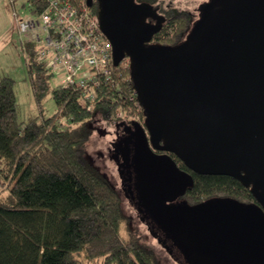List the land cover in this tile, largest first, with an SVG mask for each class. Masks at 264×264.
I'll use <instances>...</instances> for the list:
<instances>
[{
    "label": "water",
    "instance_id": "95a60500",
    "mask_svg": "<svg viewBox=\"0 0 264 264\" xmlns=\"http://www.w3.org/2000/svg\"><path fill=\"white\" fill-rule=\"evenodd\" d=\"M87 2L100 3L115 66L131 58L146 109L145 126L133 121L123 142L133 146V158L123 149L124 163L131 168L133 159L140 216L161 225L195 264H264V0L207 1L176 46L152 43L166 18L150 2ZM172 154L195 173L236 178L256 201L189 204L183 196L194 175Z\"/></svg>",
    "mask_w": 264,
    "mask_h": 264
},
{
    "label": "trees",
    "instance_id": "16d2710c",
    "mask_svg": "<svg viewBox=\"0 0 264 264\" xmlns=\"http://www.w3.org/2000/svg\"><path fill=\"white\" fill-rule=\"evenodd\" d=\"M49 0H27L38 15ZM77 3L82 0H75ZM156 6L160 0H142ZM160 10H161V6ZM98 14L100 3L91 7ZM160 43L180 45L193 24L191 11H169ZM167 30V31H166ZM36 99L52 94L57 110L20 121L15 80L0 77V184L10 194L0 197V264H162L157 252L131 227L120 190L86 155V143L98 116L117 122L123 111L131 126L146 109L138 95L132 99V67L119 65L115 80L101 78L91 90L80 84H54L56 74L38 59L34 43L24 44ZM105 134V131L101 130ZM103 155V154H101ZM120 162V154L113 149ZM194 185L183 198L192 205L212 198H232L253 203L256 198L239 180L228 175L193 172ZM137 202V200H134ZM152 233L182 264H195L155 220L144 218ZM85 255V258H82ZM86 259V260H85Z\"/></svg>",
    "mask_w": 264,
    "mask_h": 264
},
{
    "label": "rangeland",
    "instance_id": "374dc122",
    "mask_svg": "<svg viewBox=\"0 0 264 264\" xmlns=\"http://www.w3.org/2000/svg\"><path fill=\"white\" fill-rule=\"evenodd\" d=\"M207 1L209 0H160L159 2L163 3L162 6L168 10V12L170 10H186L194 13L193 24L186 34L188 35L194 23L201 18L205 9L204 5ZM26 2L27 0H16V7H13L10 0H0V77L11 76L16 82L15 93H17L18 98L20 121H29L41 115V110H43L46 116L53 115L57 110V102H55L52 94H49L43 99L41 107L33 90L31 70H29L28 65V53L26 49H24L26 38L21 35L19 27H17V18L14 15L15 12H18L22 16L31 14L29 6L25 5ZM159 5L160 3L158 7ZM152 43H160V40L154 38ZM87 70L88 68L85 66L84 70L78 74V77L85 75ZM52 80L54 84L60 83L61 75L55 74ZM119 114L120 113L116 116ZM136 117L142 121L146 118L143 115H138ZM121 120H126L128 122L126 117H120V120L117 122ZM117 122H108L101 116L96 118L93 122L92 135L86 143V155L110 177L115 186L120 190L123 198V209H125V213L131 216L133 220L131 227L139 233L142 241L157 252L162 264H182V261H179L171 251H168L167 247L152 233L148 221L142 219L138 209L133 206L130 198L123 189L124 187H122V179L119 172V165L122 163L121 156L119 162L112 155L114 149L113 142L117 135L120 137L121 133H123V129L118 127ZM101 130L105 131V134L101 133ZM9 194V189L2 188L0 184V197H6ZM82 258H85V255H83ZM86 262L87 264H104L103 259L95 260L93 263Z\"/></svg>",
    "mask_w": 264,
    "mask_h": 264
},
{
    "label": "built area",
    "instance_id": "2783aa9c",
    "mask_svg": "<svg viewBox=\"0 0 264 264\" xmlns=\"http://www.w3.org/2000/svg\"><path fill=\"white\" fill-rule=\"evenodd\" d=\"M10 2L16 7V0ZM14 15L21 35L26 38L25 44L36 45L38 59L61 75L63 85L80 84L89 91L100 84L102 77L115 80L114 73L119 65H131L129 57L115 66L114 45L103 33L99 14L92 11L87 0L80 3L49 0L48 6L38 15L22 16L18 12ZM85 66L88 68L86 74L78 77ZM135 95L136 89L131 98ZM118 117H125L123 111ZM134 121L145 126L144 119L135 117Z\"/></svg>",
    "mask_w": 264,
    "mask_h": 264
},
{
    "label": "flooded vegetation",
    "instance_id": "af4514ba",
    "mask_svg": "<svg viewBox=\"0 0 264 264\" xmlns=\"http://www.w3.org/2000/svg\"><path fill=\"white\" fill-rule=\"evenodd\" d=\"M138 1H142V0H138ZM159 3H160L159 6H161V10H160V7H159V9H158L159 10L158 11V15L159 16L160 15H163L166 18V20H165L166 22H165V24H164V26L162 28V30H163V29H166V26H167V23H168V21H167V19H168L167 18L168 17L167 16L168 10H166L162 6L163 3H161V2H159ZM149 21L150 22H153V23H156L157 22L155 18H149L147 20V22H149ZM158 37H159V34H157L155 36V38H158ZM131 130H132V127H130V126H127L126 128H123V133H121L120 137L117 135L116 139L114 140V142H113L114 146L113 147L115 148V150L121 156L122 163H121V165H119V164L118 165L120 167V171L119 172H120V176H121V179H122V187H124L123 189L125 190L126 195L130 198V201L133 204V206H135V201H134V200H136L134 198V196H135V188L131 184L133 182V180H132V176H130V175H132V174L129 173L130 171L133 172V170H135L134 165H133V159H132L133 158V155H134V154H132L133 153V146H132L131 143H129L130 145L128 144V146L125 147L126 143L125 144L123 143V142H125V139L124 138L127 137V136H129L130 133H132ZM127 147L129 149V153H130V155L132 157L131 158L132 160L130 159L131 161H129L130 162L129 165H131V168H129V166H126L125 163H124L125 162V154L123 152L124 151L123 149L126 150ZM157 152L160 153V154L161 153H164L162 151H157ZM112 153H113V151H112ZM172 156L174 157V159L176 160V162L179 163V165H181L180 162H182V161L179 159V157L176 154H172Z\"/></svg>",
    "mask_w": 264,
    "mask_h": 264
}]
</instances>
